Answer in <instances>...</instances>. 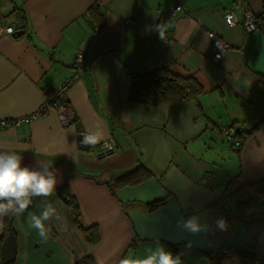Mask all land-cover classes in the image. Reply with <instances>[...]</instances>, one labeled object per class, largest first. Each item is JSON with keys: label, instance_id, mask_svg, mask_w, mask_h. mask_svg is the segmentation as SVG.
Listing matches in <instances>:
<instances>
[{"label": "crops", "instance_id": "1", "mask_svg": "<svg viewBox=\"0 0 264 264\" xmlns=\"http://www.w3.org/2000/svg\"><path fill=\"white\" fill-rule=\"evenodd\" d=\"M178 5L164 21L162 13ZM243 6L264 24V0H0V14L16 19L15 33L0 37V118L38 109L46 90L73 74L75 51H84L79 78L67 92L72 122L60 124L50 110L17 129H0V151H15L25 165H53L58 188L66 184L76 201L81 227L98 233L93 244L84 238L56 190L47 198L57 216L46 222V242L29 227L27 212L13 215L11 264H75L84 256L93 264H119L146 255L157 240L183 264H210L206 253L222 254L218 264H264V229L251 248L241 221L232 219L222 234L211 228L208 210L221 198L232 218H264V195L242 211L236 203L237 189L264 177V127L247 135L264 119V27L247 32L240 24ZM230 10L235 26L224 20ZM208 32L231 46L219 60ZM156 66L193 76L204 90L197 103L129 101L128 72ZM96 125L116 143L108 154L99 155L97 145L78 146L76 135ZM224 128L244 137L239 149ZM138 164L151 176L112 191L113 178ZM43 199L28 211L38 214ZM159 200V207H148ZM193 215L209 230L178 232L176 221ZM4 238L0 218V264ZM227 247L232 252L224 254Z\"/></svg>", "mask_w": 264, "mask_h": 264}, {"label": "trees", "instance_id": "2", "mask_svg": "<svg viewBox=\"0 0 264 264\" xmlns=\"http://www.w3.org/2000/svg\"><path fill=\"white\" fill-rule=\"evenodd\" d=\"M255 18L257 27H264V24H259V19L257 16H255ZM128 75L130 78L128 99L129 101L136 104L174 106L189 102L197 103L198 97L204 91L202 86L193 76H180L172 73L169 69L163 66H156L144 72L129 71ZM262 127H264V119L259 121L247 135L252 134ZM243 139L244 137L240 138L241 145ZM150 176V172L142 165L138 164L135 168L123 172L113 178L111 189L114 191L118 186L124 184L134 185L148 179ZM57 192L60 198L71 208L74 223L80 229L84 238L89 243H95L98 239L97 230L95 227H81L79 223V211L77 204L74 197L70 194L68 186L66 184L62 185L57 189ZM235 192L237 197V208L239 211H242L254 198L264 195V177L254 182L245 184ZM162 203V200L151 202L148 204V207L153 209L159 207ZM208 210L211 215L210 226L219 233L226 234L231 230L232 219H238L241 221L246 230L249 246L254 248L259 233L262 229H264V218L244 220L241 218V214L232 218L228 214L224 203L221 201V198L212 202L208 206ZM3 218L4 235L6 236L9 232V222L12 221L13 215ZM220 219H223L226 222V230H221L217 227L216 222ZM171 249L174 253L177 252V248L175 246H171ZM205 255L209 258L210 264H218L222 259V254L206 253ZM245 259V255L241 253L242 263H245ZM1 264H11V262H4L2 260ZM75 264H93V260L90 256H84L76 261Z\"/></svg>", "mask_w": 264, "mask_h": 264}, {"label": "clouds", "instance_id": "3", "mask_svg": "<svg viewBox=\"0 0 264 264\" xmlns=\"http://www.w3.org/2000/svg\"><path fill=\"white\" fill-rule=\"evenodd\" d=\"M163 39V31H159ZM105 140V135L99 125L87 129L80 139L84 146H96ZM24 157L15 151H0V218L27 212V222L30 228L36 230L42 242L49 239L50 228L46 222L57 216L54 204L47 200L58 188L57 170L53 165L36 161V166L25 165ZM36 198L41 201L39 213L28 211ZM217 227L226 230V222L220 219ZM180 233L198 235L207 232L209 226L201 223L195 215L184 219L181 217L175 223ZM189 242V246H190ZM119 264H183L179 254L173 255L156 241L154 248H148L146 255L141 257H123Z\"/></svg>", "mask_w": 264, "mask_h": 264}, {"label": "built area", "instance_id": "4", "mask_svg": "<svg viewBox=\"0 0 264 264\" xmlns=\"http://www.w3.org/2000/svg\"><path fill=\"white\" fill-rule=\"evenodd\" d=\"M181 6L178 5L164 13H162V19L164 21L169 20L175 12L179 11ZM224 20L228 26H235L239 24V20L236 17L233 10L224 13ZM15 17L11 14H0V37L4 35H12L15 33L16 28L14 22ZM240 24L245 28L247 32H252L256 30V18L255 14L247 7H242V20ZM97 29V27L95 28ZM208 35L212 39L213 46V58L215 60L221 59L226 52L231 49V46L218 38L214 32H208ZM84 60V51L77 49L74 56V72L62 82L59 86L46 90V98L38 109L34 112L19 116V117H8L0 118V129L6 128H19L22 124H29L33 120L42 118L47 115L50 110H53L57 118L62 125H67L72 122V110L67 102V92L74 80H77L80 75V68ZM222 134L225 136L227 141L232 143V146L239 148L241 146L240 139L235 136L234 130L224 128L221 130ZM116 143L113 138H107L101 143L97 144V151L99 155H105L115 149ZM232 249L227 247L224 249V254H229Z\"/></svg>", "mask_w": 264, "mask_h": 264}, {"label": "water", "instance_id": "5", "mask_svg": "<svg viewBox=\"0 0 264 264\" xmlns=\"http://www.w3.org/2000/svg\"><path fill=\"white\" fill-rule=\"evenodd\" d=\"M20 31H17L16 34H20ZM84 133H78L76 135V139L78 141V146L82 150H88L90 146H84L80 143V139H82V135ZM16 255V242L14 233L11 227V222H9V232L5 236L3 242H2V257L4 262H12Z\"/></svg>", "mask_w": 264, "mask_h": 264}]
</instances>
